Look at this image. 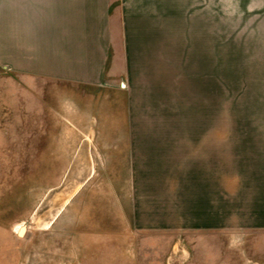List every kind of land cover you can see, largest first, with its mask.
Listing matches in <instances>:
<instances>
[{
    "label": "rangeland",
    "instance_id": "374dc122",
    "mask_svg": "<svg viewBox=\"0 0 264 264\" xmlns=\"http://www.w3.org/2000/svg\"><path fill=\"white\" fill-rule=\"evenodd\" d=\"M0 264H264V0H0Z\"/></svg>",
    "mask_w": 264,
    "mask_h": 264
},
{
    "label": "crops",
    "instance_id": "0c3cea01",
    "mask_svg": "<svg viewBox=\"0 0 264 264\" xmlns=\"http://www.w3.org/2000/svg\"><path fill=\"white\" fill-rule=\"evenodd\" d=\"M104 54V53H103ZM104 56V68L101 74H99L95 80H74V79H70V78H66V77H61V76H57L56 78L65 82H70V83H74V84H80L83 86H95L98 88H108V89H112L114 91H124L125 89H123V87H121V83L118 81H116V86H114V81H112V78L115 77V73L112 72L114 63H113V57L111 54V49H108L107 52V57ZM120 86V87H117ZM127 102L128 104L130 103L129 100V95L127 96ZM130 106V104H129ZM128 127L129 125L131 126V122H130V118L127 122ZM131 131H129L127 133V137L126 140L128 141V147L129 150H131V148H133V134H132V128H130Z\"/></svg>",
    "mask_w": 264,
    "mask_h": 264
},
{
    "label": "water",
    "instance_id": "95a60500",
    "mask_svg": "<svg viewBox=\"0 0 264 264\" xmlns=\"http://www.w3.org/2000/svg\"><path fill=\"white\" fill-rule=\"evenodd\" d=\"M23 231H24V229H22V230L20 231V234H21Z\"/></svg>",
    "mask_w": 264,
    "mask_h": 264
}]
</instances>
